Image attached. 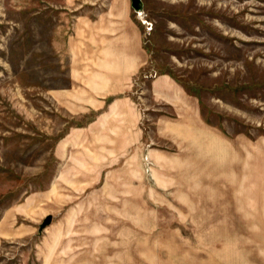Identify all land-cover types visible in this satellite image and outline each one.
Listing matches in <instances>:
<instances>
[{"label":"rangeland","instance_id":"374dc122","mask_svg":"<svg viewBox=\"0 0 264 264\" xmlns=\"http://www.w3.org/2000/svg\"><path fill=\"white\" fill-rule=\"evenodd\" d=\"M125 8L133 113L68 110L74 22ZM0 264H264V0H0Z\"/></svg>","mask_w":264,"mask_h":264},{"label":"crops","instance_id":"0c3cea01","mask_svg":"<svg viewBox=\"0 0 264 264\" xmlns=\"http://www.w3.org/2000/svg\"><path fill=\"white\" fill-rule=\"evenodd\" d=\"M128 16L125 8L105 12L96 21L80 16L74 22L73 31L65 44L73 85V90H67L62 95L65 100L70 99L68 104L64 103L68 110L76 112V108L81 106L100 110L107 105L101 112L104 114L102 118H107V114L115 117L133 113L126 92L143 59L140 56L142 47L137 41L139 37L129 35ZM155 91L160 96L158 88Z\"/></svg>","mask_w":264,"mask_h":264},{"label":"water","instance_id":"95a60500","mask_svg":"<svg viewBox=\"0 0 264 264\" xmlns=\"http://www.w3.org/2000/svg\"><path fill=\"white\" fill-rule=\"evenodd\" d=\"M132 7L136 9V11H139L140 9L143 8V0H132ZM51 222H52V217L51 216L47 217V219L44 221V223L40 228L41 231L45 229L48 225H50Z\"/></svg>","mask_w":264,"mask_h":264}]
</instances>
